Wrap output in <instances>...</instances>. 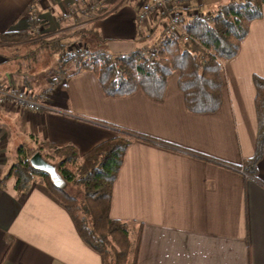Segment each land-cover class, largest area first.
Instances as JSON below:
<instances>
[{"label":"crops","instance_id":"obj_1","mask_svg":"<svg viewBox=\"0 0 264 264\" xmlns=\"http://www.w3.org/2000/svg\"><path fill=\"white\" fill-rule=\"evenodd\" d=\"M32 1L0 0V35L29 29ZM230 1L180 0L182 25L185 12H217ZM137 6L125 0L96 16L91 49L116 56L159 45L166 14L140 36ZM11 59L0 53V88H24L46 107L0 105V264H104L41 177L20 191L7 175L22 144L73 145L83 156L120 129L142 136L125 153L111 204L112 218L127 222L139 243L136 264H264V156L255 175L245 170L258 136L254 80L264 77V7L238 54L224 63L223 103L213 113L188 110L178 71L155 100L141 89L108 96L92 70L58 74L50 89L34 78L27 85Z\"/></svg>","mask_w":264,"mask_h":264},{"label":"trees","instance_id":"obj_2","mask_svg":"<svg viewBox=\"0 0 264 264\" xmlns=\"http://www.w3.org/2000/svg\"><path fill=\"white\" fill-rule=\"evenodd\" d=\"M36 2L32 1L28 16L33 17L32 12H36ZM118 3L119 0L104 1L105 6ZM105 6L100 7L97 14L105 13ZM263 7L264 0H232L219 10L212 23L201 19L185 22V30L195 38L185 45L178 39L165 36L152 54H147L144 48L113 56L106 49L98 48L92 53L93 57H82L81 67L74 73L92 70L108 96H127L141 89L149 97L162 100L169 77L178 71L179 87L188 110L193 113L216 112L223 103L224 63L238 54L250 24L263 16ZM80 8L82 12L92 11L91 5L86 7L83 4ZM38 21L33 18L35 24ZM26 31H8L0 36L18 42L30 39V32ZM54 43L45 48L57 53L67 45L62 39ZM254 81L258 136L254 156L245 161V170L252 175L257 173L258 163L264 156V77L256 76ZM119 131L118 136L98 144L83 156L73 145L57 146L43 142L36 150L22 144L18 149V160L7 176L16 177V187L20 191L30 190L34 178L41 177L72 216L82 239L101 254L104 264H129L132 258V264H136L139 243L131 239L127 222L112 218L111 204L125 153L134 138L142 136L127 129ZM30 138L36 142L35 136L30 135ZM45 147L53 149L59 158L54 164L59 179L30 164L31 156L36 151L42 152ZM80 160L76 173L72 166ZM70 184L80 187L81 197L70 193Z\"/></svg>","mask_w":264,"mask_h":264},{"label":"rangeland","instance_id":"obj_3","mask_svg":"<svg viewBox=\"0 0 264 264\" xmlns=\"http://www.w3.org/2000/svg\"><path fill=\"white\" fill-rule=\"evenodd\" d=\"M76 1V7H72L71 4L74 0H71V2L69 0H59L57 1V5L52 4L51 0L39 2L40 4L34 8L36 12H32L33 17L27 16L29 29L26 32L29 33L31 31L30 39L26 38L13 42L12 39L6 40L0 36V53L8 58H12L11 61L14 62L12 63V70L16 73L20 72L27 78L24 80L25 84L33 85L34 79H37L35 84L41 85L46 82L47 87H49L48 89H50L55 85L58 74L62 75V73L74 72L81 67V60L83 58L93 57L92 53L94 50L91 49V40L96 37L93 36L94 24L92 21L99 15L97 14L99 8L105 6V0ZM123 1L125 0H119V3ZM83 4L86 7L90 5H95V7L90 8L92 10L91 13H86L82 12L80 8ZM113 6L111 4L105 6L106 11L109 12ZM46 9L48 13L44 12L45 14H43V11ZM33 18H38L39 23L35 24ZM58 39H62V43H67L62 51L54 53L49 48H45L50 43V46H52V42L56 44V40ZM64 53H66V56ZM57 57L60 58L59 62H56ZM39 147L40 144L32 145V148L36 150ZM41 153L52 164L59 162V158L53 149L45 147L44 149L42 148ZM80 162L81 160L72 166L76 173H78L77 167L81 164ZM69 191L71 194L81 197L79 186L70 184Z\"/></svg>","mask_w":264,"mask_h":264},{"label":"built area","instance_id":"obj_4","mask_svg":"<svg viewBox=\"0 0 264 264\" xmlns=\"http://www.w3.org/2000/svg\"><path fill=\"white\" fill-rule=\"evenodd\" d=\"M183 6L180 0H138L136 23L138 27V34L140 36H147L152 32L153 25L160 14H166L163 19L162 32L178 39L182 44L195 40L182 25L181 17L182 12L179 8ZM92 8L95 5L91 6ZM216 12H185L184 14L191 20H203L212 23ZM153 50H148L147 54H152ZM13 102L20 110L37 112L45 108V104L35 99L31 93L24 89H10L5 86L0 88V105H5Z\"/></svg>","mask_w":264,"mask_h":264},{"label":"water","instance_id":"obj_5","mask_svg":"<svg viewBox=\"0 0 264 264\" xmlns=\"http://www.w3.org/2000/svg\"><path fill=\"white\" fill-rule=\"evenodd\" d=\"M30 164L35 169L46 172L50 174L53 178L59 179V174L56 166L44 158L41 152H36L29 159Z\"/></svg>","mask_w":264,"mask_h":264}]
</instances>
